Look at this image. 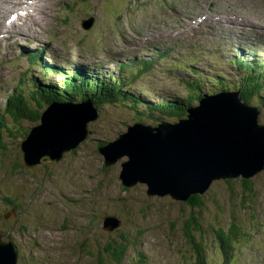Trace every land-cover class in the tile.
Masks as SVG:
<instances>
[{
    "label": "rangeland",
    "instance_id": "374dc122",
    "mask_svg": "<svg viewBox=\"0 0 264 264\" xmlns=\"http://www.w3.org/2000/svg\"><path fill=\"white\" fill-rule=\"evenodd\" d=\"M105 1L34 0L32 13L20 18L26 31L14 36L4 32L6 27L0 31V110L15 88L27 92L59 80L42 63L62 66L64 72L80 64L92 76L112 72L123 92L121 100L96 109L86 123L85 138L58 161L26 167L20 151L24 138L13 130L6 134L0 149V238L16 246L17 264H97L104 245L119 241L122 233L136 242L122 264H136L139 252L141 264H195L189 235L204 245L206 264H264V167L249 180L250 189L242 179L216 181L194 206L169 195L148 196L144 184L122 186L118 174L126 157L105 167L98 151L136 122L156 126L164 118L175 120L158 112L149 116L146 106L156 100L192 95L196 104L202 94L191 93L187 76L194 74L187 67L204 74L200 82L208 95L222 90V84L234 88L243 70L230 63L233 54L264 59V0ZM18 4L0 0V24ZM89 15L96 22L84 30L80 21ZM21 44L33 51L28 55L38 49L40 58L16 57ZM146 58L153 60L146 70L135 64ZM116 62H130V70L120 72ZM208 74H215L216 81L204 82ZM258 101L256 95L249 104L260 108L257 121L263 124L264 107ZM21 123L22 129L37 124L26 119ZM105 214L121 219V227L103 230ZM192 217L200 232L185 233ZM233 223L242 236L230 246L234 249L225 261L216 232ZM102 257L105 264H115L104 253Z\"/></svg>",
    "mask_w": 264,
    "mask_h": 264
},
{
    "label": "water",
    "instance_id": "95a60500",
    "mask_svg": "<svg viewBox=\"0 0 264 264\" xmlns=\"http://www.w3.org/2000/svg\"><path fill=\"white\" fill-rule=\"evenodd\" d=\"M92 23L93 17H90L82 25L89 28ZM219 92L204 94L201 104L189 108L187 119L173 124L164 122L154 128L136 122L116 139L100 145L98 151L105 167L126 157L120 163L118 174L122 186L144 184L148 196L169 195L182 202L195 194L203 196L216 181L251 179L264 167V123L257 121L258 108L240 102L238 92ZM89 100L80 104L53 103L42 111L40 124L34 125L20 142L26 167L43 161H58L64 152L85 138L86 123L97 112ZM213 102L220 103L221 116H211L212 107L199 114L205 104ZM230 104L236 106L230 108ZM231 110L233 114L229 113ZM214 118L216 122H213ZM179 130L186 134L179 135ZM202 133L212 136L205 149L198 137ZM121 225V219L113 214L101 217V228L105 231H115ZM17 262L18 251L14 243L0 238V264Z\"/></svg>",
    "mask_w": 264,
    "mask_h": 264
},
{
    "label": "trees",
    "instance_id": "16d2710c",
    "mask_svg": "<svg viewBox=\"0 0 264 264\" xmlns=\"http://www.w3.org/2000/svg\"><path fill=\"white\" fill-rule=\"evenodd\" d=\"M124 1L128 0H106L105 3L106 5H117L121 4ZM230 61L234 66L242 69L243 71L240 74V78L234 88L229 89L228 85L222 84L224 85L222 87V90L238 92V99L240 100V102L244 103L247 106L258 108L259 115L260 108L254 105H250L249 103L250 100L257 95L259 97L258 102L264 107V59H261L259 57L248 58L245 56H234L230 59ZM190 71L194 74H190L187 76V85L189 86L191 93L197 92L199 94H202L201 96L199 95L198 98H196V104H192V101L194 100L192 99V95H187L183 98H176L172 101L156 100V102L152 105L146 106L148 109L147 111L149 112V116H152L155 112H158L161 116L176 118L175 120L170 121V124H173L178 120L187 119L189 116V108L195 107L202 103L200 100L202 99L204 94H207L204 93V89L202 88L200 82V78L204 74L198 76L200 74V71L194 68H190ZM205 78L206 79L204 82L210 84L211 82L216 81L217 76H215V74H208ZM50 83L35 86L29 89L27 92L20 91L19 87H17L12 90V92H9L7 94L4 105L0 110V149H4V138L8 136L6 134L8 132H11V130H13L18 137L25 138L27 136L30 129L34 125H32L29 129H22L21 122L23 120L26 119L36 121L37 124H40L43 117L42 109L45 106L48 107L53 103L59 102L80 104L90 99L93 103V106L97 109L99 106L121 100V95L123 94L122 89H118L115 85L104 81H91L89 79H85L84 81L78 83L73 79H70L63 80L58 84H56V81L50 80ZM74 99H78L79 101H75ZM135 102L138 104L137 100H135ZM161 116L159 117V119L161 118ZM166 121L168 120H165L164 118L159 120V122L156 123V126L151 124L150 125L152 128H154ZM249 180L242 179V182L246 187L250 189ZM226 182L230 183V180H227ZM194 197L196 199H199L200 195H192L187 200V202L194 206H199V200L194 202L191 201V199H193ZM8 201L11 202V199H8ZM199 229L200 225L198 223V220L192 217L185 224L184 232L191 233V230L200 232ZM240 232L241 230L239 226L235 223L231 224L227 230H220L216 232V240L220 245L221 254L224 257L225 261H227L229 258L227 253L231 252V250L234 249H230V246L235 241H237L239 237L242 236ZM189 240L191 242L192 248L196 252L195 264H206L204 245H202L200 241L195 240L193 235H189ZM135 245L136 242L134 240H130V238H127L125 233H122L121 239L119 241H108V243L104 245L102 252H99L98 254L97 264H105V261L102 257L103 253L106 258H108V260H110L112 263L122 264L123 258H125L126 253ZM140 257H142L141 252L138 253V262L136 264L142 263Z\"/></svg>",
    "mask_w": 264,
    "mask_h": 264
},
{
    "label": "bare ground",
    "instance_id": "6f19581e",
    "mask_svg": "<svg viewBox=\"0 0 264 264\" xmlns=\"http://www.w3.org/2000/svg\"><path fill=\"white\" fill-rule=\"evenodd\" d=\"M12 24L14 25L15 24V21H13L12 22ZM4 32H7V30H5L4 29ZM48 41V40H47ZM41 49V48H40ZM31 54V53H30ZM35 54V53H34ZM26 62V61H25ZM29 66V65H28ZM209 94H211V92L209 93ZM219 100V99H218ZM223 106V105H222ZM208 107H212L213 109H214V112H212L213 114L211 115V116H213V117H219L220 116V103L219 102H213L212 104H209V105H204L203 106V108H202V110H201V112L199 113V114H201V113H203V112H208ZM200 110V109H199ZM43 111V110H42ZM233 110H231L229 113L231 114H233ZM210 113V112H209ZM207 114V113H206ZM187 116V115H186ZM201 117H202V115H200ZM208 116V115H207ZM234 116V115H233ZM206 117V116H205ZM203 118V117H202ZM231 119V118H230ZM67 122V121H66ZM71 128V127H70ZM198 137H200V141H201V147H202V149H205V148H207V146H208V143H207V141H209V139H211L212 138V136H210L209 135V133H204V134H201L200 136H198ZM155 164H157V162H155ZM179 180V179H178Z\"/></svg>",
    "mask_w": 264,
    "mask_h": 264
},
{
    "label": "flooded vegetation",
    "instance_id": "af4514ba",
    "mask_svg": "<svg viewBox=\"0 0 264 264\" xmlns=\"http://www.w3.org/2000/svg\"><path fill=\"white\" fill-rule=\"evenodd\" d=\"M197 200H199V199H196L195 197L193 199H191L192 202L197 201ZM14 207L15 206H13V209H15Z\"/></svg>",
    "mask_w": 264,
    "mask_h": 264
}]
</instances>
